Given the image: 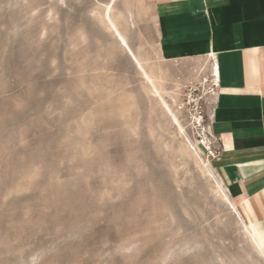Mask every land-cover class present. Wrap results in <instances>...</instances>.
<instances>
[{"label":"rangeland","instance_id":"obj_1","mask_svg":"<svg viewBox=\"0 0 264 264\" xmlns=\"http://www.w3.org/2000/svg\"><path fill=\"white\" fill-rule=\"evenodd\" d=\"M106 1L0 0V264H264L192 119L194 88L212 114L209 58L166 61L149 0L116 4L181 132Z\"/></svg>","mask_w":264,"mask_h":264},{"label":"crops","instance_id":"obj_2","mask_svg":"<svg viewBox=\"0 0 264 264\" xmlns=\"http://www.w3.org/2000/svg\"><path fill=\"white\" fill-rule=\"evenodd\" d=\"M149 2L156 48L163 59L208 57L211 68L218 67L219 91L213 99L210 129L218 140L215 161L220 181L239 211L241 199L264 205V0ZM127 16L134 23L131 11ZM252 210L256 211L255 203ZM246 224L264 241L259 214Z\"/></svg>","mask_w":264,"mask_h":264},{"label":"bare ground","instance_id":"obj_3","mask_svg":"<svg viewBox=\"0 0 264 264\" xmlns=\"http://www.w3.org/2000/svg\"><path fill=\"white\" fill-rule=\"evenodd\" d=\"M117 0H115V2L113 3V0H108L106 2V4H112V9H111V12H109L106 8H105V5L102 6L103 7V11H102V19H104L103 21H105V23L108 25V28L111 30V32L117 37L118 40H120V43L123 44L124 46L127 45V48L128 49H131L130 53L132 54V56L134 57V59L138 62V66L140 67V69L142 70L144 76H145V79L147 80V82L153 87L155 88V91L160 95L161 97V100H162V103L163 105L165 106V108L173 115L174 119L176 122H178V126L181 129H183L184 131V125L180 122L179 118L177 117V115L174 113L171 105L169 104V102L165 99L164 95L162 94V89L161 88L162 84H160L159 80H158V77L154 76L153 74H151L148 69L145 68V66L142 64V60H140L138 58V56H136V54L134 53V51L132 50V48L130 47L129 43H128V40L126 38V35L125 33H123V31L121 30L118 22L113 18L112 16V12L113 9H114V5L116 3ZM114 15V14H113ZM109 17H110V20L111 22L109 23ZM114 26V27H113ZM116 33H119V36L120 37H123V40L119 39V37L116 35ZM143 50V49H142ZM210 70H212V74L214 76V74L216 73L217 76L219 77V71H218V67L214 68L212 67ZM203 73V72H202ZM208 79V78H207ZM210 80V79H209ZM207 85V84H206ZM186 132V131H185ZM208 145V144H207ZM196 146V145H195ZM198 153V152H197ZM201 154V153H200ZM206 169H207V172H209L210 175L214 176L215 177V182H217L218 184V188L219 190L222 192V195L223 197L225 195H227L229 197V200L232 202V204L234 205L233 201L231 200L229 194L227 193L226 191V188L224 187V185L222 184V182L220 181V179L216 176V174L214 173L213 171V168H210L206 165ZM236 212L239 213L240 211L237 209L236 207ZM246 233L249 235L250 239L252 240V242L255 244V246L258 248L259 250V247H260V244L261 242H264L262 241L259 236L257 235V233L255 231H253L249 226L248 224L245 223V221L243 220V218H239Z\"/></svg>","mask_w":264,"mask_h":264},{"label":"snow or ice","instance_id":"obj_4","mask_svg":"<svg viewBox=\"0 0 264 264\" xmlns=\"http://www.w3.org/2000/svg\"><path fill=\"white\" fill-rule=\"evenodd\" d=\"M115 2V0H113V3ZM105 8L111 12L112 9V4H106ZM93 15H95V13H93ZM111 22L110 17H109V23ZM114 27V26H113ZM116 35L119 37V39L123 40V37L119 36V33H116ZM125 49L126 51L130 52L131 49L127 48V45H125ZM138 63V62H137ZM178 123V122H177ZM181 132H183V129H181ZM209 154H210V150H209ZM225 204L232 210L233 213H236V206L232 204V202L229 200V197L227 195H225L223 197ZM252 203L256 204V211L253 212L252 210ZM252 203H250L248 200L246 199H241L240 201V212L236 213L238 218H243L244 221L246 223H251L252 219L259 214L260 218L262 220H264V205H261L259 202L257 201H253ZM259 255L261 257H264V242H261L260 247H259Z\"/></svg>","mask_w":264,"mask_h":264},{"label":"built area","instance_id":"obj_5","mask_svg":"<svg viewBox=\"0 0 264 264\" xmlns=\"http://www.w3.org/2000/svg\"><path fill=\"white\" fill-rule=\"evenodd\" d=\"M206 83L209 82V80H205ZM211 87L213 96H215L219 91V77L215 73L214 76L212 74V80H211ZM198 88H194L192 92L189 94V101L188 104L192 108V116L193 120L199 124L200 126H203L206 120L211 121V116L207 114V105H206V98H204L205 95L209 94L208 92L204 93L203 95L198 93ZM216 151V150H215ZM217 152H219L217 150Z\"/></svg>","mask_w":264,"mask_h":264}]
</instances>
